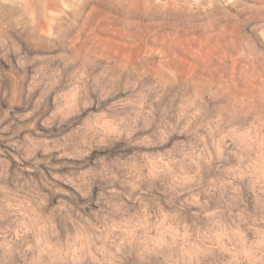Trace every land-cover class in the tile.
I'll return each mask as SVG.
<instances>
[{"label": "rangeland", "instance_id": "374dc122", "mask_svg": "<svg viewBox=\"0 0 264 264\" xmlns=\"http://www.w3.org/2000/svg\"><path fill=\"white\" fill-rule=\"evenodd\" d=\"M0 264H264V0H0Z\"/></svg>", "mask_w": 264, "mask_h": 264}]
</instances>
